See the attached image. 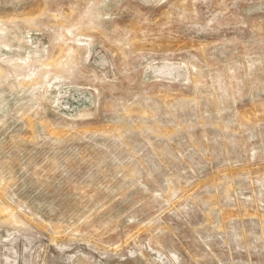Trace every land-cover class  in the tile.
<instances>
[{"label": "rangeland", "instance_id": "rangeland-1", "mask_svg": "<svg viewBox=\"0 0 264 264\" xmlns=\"http://www.w3.org/2000/svg\"><path fill=\"white\" fill-rule=\"evenodd\" d=\"M0 264H264V0H0Z\"/></svg>", "mask_w": 264, "mask_h": 264}]
</instances>
